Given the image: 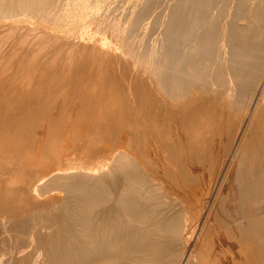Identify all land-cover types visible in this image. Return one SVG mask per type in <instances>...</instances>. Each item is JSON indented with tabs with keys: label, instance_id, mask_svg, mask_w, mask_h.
Listing matches in <instances>:
<instances>
[{
	"label": "bare ground",
	"instance_id": "bare-ground-1",
	"mask_svg": "<svg viewBox=\"0 0 264 264\" xmlns=\"http://www.w3.org/2000/svg\"><path fill=\"white\" fill-rule=\"evenodd\" d=\"M0 236L14 264H264V0H0Z\"/></svg>",
	"mask_w": 264,
	"mask_h": 264
},
{
	"label": "rangeland",
	"instance_id": "rangeland-1",
	"mask_svg": "<svg viewBox=\"0 0 264 264\" xmlns=\"http://www.w3.org/2000/svg\"><path fill=\"white\" fill-rule=\"evenodd\" d=\"M7 239L5 236H0V241H3V243L7 242ZM3 246V244H2ZM22 256L16 257L14 253H8V254H1L0 255V264H14V262L21 258Z\"/></svg>",
	"mask_w": 264,
	"mask_h": 264
}]
</instances>
